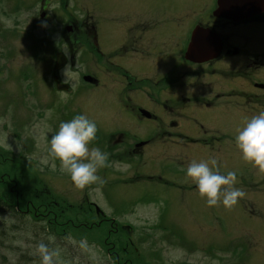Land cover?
Wrapping results in <instances>:
<instances>
[{
	"label": "flooded vegetation",
	"instance_id": "af4514ba",
	"mask_svg": "<svg viewBox=\"0 0 264 264\" xmlns=\"http://www.w3.org/2000/svg\"><path fill=\"white\" fill-rule=\"evenodd\" d=\"M75 2L80 15L63 22L57 37L46 36L49 84L69 96L59 107L47 100L52 121L55 107L60 120L51 136L59 123L86 115L98 128L90 147L108 153L109 162L128 164L130 175L167 162L166 171L145 168L146 177L160 171L161 186L183 187L185 200L206 203L186 178L188 165L216 159L210 167L226 175L227 151L241 153L239 130L264 112V0H38L37 17H50L49 3L66 10ZM66 66L76 75L74 90L64 83ZM247 169L238 180L246 193L234 206L238 215L244 202L264 199V177ZM195 213V226L183 234L193 235L199 217L214 220L211 211Z\"/></svg>",
	"mask_w": 264,
	"mask_h": 264
},
{
	"label": "rangeland",
	"instance_id": "374dc122",
	"mask_svg": "<svg viewBox=\"0 0 264 264\" xmlns=\"http://www.w3.org/2000/svg\"><path fill=\"white\" fill-rule=\"evenodd\" d=\"M78 3L66 10L49 3L50 17L41 21L38 0H0V35L5 36L0 41V134L7 133L13 149L7 150L0 136V194L17 212L0 218V264H39L36 245L41 241L58 251L60 264H264V199L244 202L245 215L222 203H190L183 198L185 188L157 182L160 171L146 177L145 168L166 171L167 162L131 175L128 164L110 162L98 172L110 187L83 190L59 171V161L56 170L51 163H40L48 155L52 122L56 127L60 121L56 107L52 121L47 100L57 107L64 102L49 84L52 53L46 36L57 37L63 22L80 15ZM71 99L75 104L74 95ZM227 152V169L237 173L235 187L242 189L238 180L249 176L250 164L232 147ZM117 173L112 180L108 176ZM199 209L214 213L212 224L199 217L193 235L183 234L184 228L195 226ZM50 236L55 237L51 243ZM125 243H132L136 252Z\"/></svg>",
	"mask_w": 264,
	"mask_h": 264
},
{
	"label": "clouds",
	"instance_id": "9594fccd",
	"mask_svg": "<svg viewBox=\"0 0 264 264\" xmlns=\"http://www.w3.org/2000/svg\"><path fill=\"white\" fill-rule=\"evenodd\" d=\"M7 26H12L10 21L7 22ZM64 51L67 55V49ZM63 74L66 77L64 83L69 84L71 90H74L78 83L74 70L71 66H66ZM60 99L67 101L66 92ZM48 131H51V128ZM97 131L95 121L90 120L86 115H76L69 121L61 122L58 131L51 136L48 155L43 157L40 163L42 165L51 163L52 169L56 170V161H59V171L69 175L73 186L78 190L92 185H102L104 180L98 172L111 165L108 153L99 147H90L96 139ZM0 136L4 139L3 146L12 151V146L7 143V133H2ZM235 143L242 153L243 161L257 169L258 175H264V112L251 117L243 129L239 130ZM210 164L215 166L216 159L199 163L192 161L186 169V178H190L196 185L201 198H207L208 207L219 206L222 203L226 210H231L239 199L246 195L242 189L235 187L237 173L228 171L223 175L218 170L214 171ZM48 239L51 243L55 237L50 236ZM36 251L39 264H60L57 259L58 251L50 249L43 241L36 245Z\"/></svg>",
	"mask_w": 264,
	"mask_h": 264
},
{
	"label": "trees",
	"instance_id": "16d2710c",
	"mask_svg": "<svg viewBox=\"0 0 264 264\" xmlns=\"http://www.w3.org/2000/svg\"><path fill=\"white\" fill-rule=\"evenodd\" d=\"M8 211H10V213H8ZM5 212L7 214L17 213L14 205H12V202H10V199H5L3 198V195L0 194V218L2 215H4ZM0 244H2L1 239H0Z\"/></svg>",
	"mask_w": 264,
	"mask_h": 264
}]
</instances>
